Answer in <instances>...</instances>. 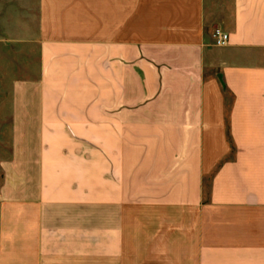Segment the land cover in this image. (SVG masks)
<instances>
[{"label": "crops", "instance_id": "1", "mask_svg": "<svg viewBox=\"0 0 264 264\" xmlns=\"http://www.w3.org/2000/svg\"><path fill=\"white\" fill-rule=\"evenodd\" d=\"M39 8L0 264H264V0Z\"/></svg>", "mask_w": 264, "mask_h": 264}, {"label": "rangeland", "instance_id": "2", "mask_svg": "<svg viewBox=\"0 0 264 264\" xmlns=\"http://www.w3.org/2000/svg\"><path fill=\"white\" fill-rule=\"evenodd\" d=\"M39 6L40 0H0V163L18 156L16 114L39 75ZM2 176L0 168V183Z\"/></svg>", "mask_w": 264, "mask_h": 264}, {"label": "built area", "instance_id": "3", "mask_svg": "<svg viewBox=\"0 0 264 264\" xmlns=\"http://www.w3.org/2000/svg\"><path fill=\"white\" fill-rule=\"evenodd\" d=\"M212 39L217 46H224L229 41V33L221 27H216L212 31Z\"/></svg>", "mask_w": 264, "mask_h": 264}]
</instances>
